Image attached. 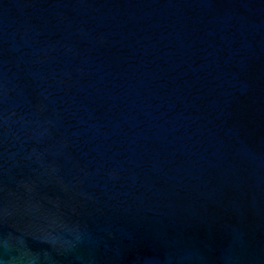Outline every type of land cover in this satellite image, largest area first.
<instances>
[{"label": "water", "instance_id": "95a60500", "mask_svg": "<svg viewBox=\"0 0 264 264\" xmlns=\"http://www.w3.org/2000/svg\"><path fill=\"white\" fill-rule=\"evenodd\" d=\"M0 189V264H264V0H0Z\"/></svg>", "mask_w": 264, "mask_h": 264}, {"label": "clouds", "instance_id": "9594fccd", "mask_svg": "<svg viewBox=\"0 0 264 264\" xmlns=\"http://www.w3.org/2000/svg\"><path fill=\"white\" fill-rule=\"evenodd\" d=\"M28 191L31 187L23 184ZM68 186H64V191H70ZM0 191H4L0 189ZM10 195L15 193L9 192ZM27 211V207L25 208ZM18 233L23 236L30 237L37 244L43 245V248L36 249L31 247L26 241H22L24 247L18 251L15 256L8 257L3 261V264H36V261L41 257H49L51 253L56 256L65 258H73L79 264H97L95 248L98 244V239L95 234L88 228L86 224L79 220H70L62 214L54 215L47 218L44 224L29 223L23 226H14ZM62 230L70 231L73 235V240L66 241L58 233ZM112 235L111 232L108 233ZM228 259V258H226Z\"/></svg>", "mask_w": 264, "mask_h": 264}]
</instances>
